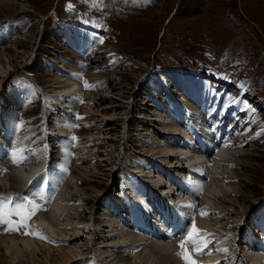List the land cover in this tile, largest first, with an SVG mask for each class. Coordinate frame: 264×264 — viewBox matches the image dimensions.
I'll list each match as a JSON object with an SVG mask.
<instances>
[{"label":"rangeland","instance_id":"1","mask_svg":"<svg viewBox=\"0 0 264 264\" xmlns=\"http://www.w3.org/2000/svg\"><path fill=\"white\" fill-rule=\"evenodd\" d=\"M14 1L24 3L28 9L0 8V64L6 70L5 75H0V112H5L10 123L16 124L19 130L25 128L33 131L30 142L35 145L29 147L32 148L29 149L31 152L39 148L46 152L47 146L53 158L62 157L56 164L48 163L45 166L57 165L61 169L67 166L66 171L69 173L58 187L37 192L38 201L30 197V189L34 186L29 184L19 190L16 186H13L12 191L4 188L0 198L12 199L0 200V216L6 212L8 221L0 223V239L8 238L23 245L32 236L58 263L62 260L61 247H72L74 253L79 247H88L90 251L87 249L86 254L81 256L84 259H78L74 264H108L109 260L104 259L106 254L101 251L104 245L99 240V236L110 235V228L104 226H120V230L124 231V225H129L133 233L140 232V236L144 240L147 238L145 241L151 246L157 245L155 240L163 237L153 223L141 217L140 213L138 215L131 202L137 198L141 200L140 197L144 199L143 192L147 187H153L152 194L158 197L169 190V180L173 185L171 195L181 196V180L193 183L197 192L196 210L189 214V217L193 216L190 230L193 224L197 230H200L197 224L208 225L215 231L228 229L227 241L222 240L225 246L220 248L214 245L211 254L218 252V248L223 251L228 248L227 254L218 253L220 256L229 255L225 264H239L240 259L242 263L250 264L247 260L252 253H248L246 238L251 231L256 234V248L264 252V246L260 247L256 243V240L262 243L264 238V129L253 138L254 141L251 135L246 140L245 148L251 155L245 158L248 157L251 164L237 166L236 175L224 182L223 173L221 170L217 172L214 166L218 151L204 158V172L189 166L188 171L185 170L189 154L202 153L197 147L201 144L203 132H194L196 125L187 122L189 113L186 114L180 107L188 108L190 113L195 112L193 109L204 111L206 99L195 85L205 80L213 96L216 95V109L220 114L225 109L233 115V119L235 112L232 110L240 112L239 103L242 100L252 106L264 123V0ZM92 35L99 39L101 47L112 48L117 55L106 58L101 49L100 55L87 62L84 52L89 48L87 37ZM166 52L172 56L164 57ZM95 59L99 61L98 65L103 63L105 68L93 74L100 77L91 81L93 76L88 64H92ZM57 78L64 82L63 85L76 79L78 89L75 90V97L66 98L65 92H62L64 88H56L63 86L57 83ZM56 90L65 101L71 100V114L66 115L48 101L47 97L56 94ZM169 93H180L184 98L172 97ZM174 100L177 102L175 105ZM58 111H61L59 115ZM157 114L163 116L160 124L154 121ZM174 118L176 122H173ZM233 121L238 125L235 119ZM66 123L71 125L68 127ZM202 125H206L205 128L209 126L208 130L213 132L211 122H203ZM174 126L181 127L184 133L189 132L192 138L184 143L182 135L175 132ZM60 128L66 131L62 137H59ZM248 131L242 132V135ZM238 134L241 138L240 131ZM210 140L216 141L212 137ZM187 142L197 144L194 145L196 148L190 147ZM237 143L233 141L228 149L231 152L240 150L236 147ZM257 143L260 144L259 148L256 147ZM169 146L173 147L174 152L168 151ZM77 166L78 173L82 175L79 181L72 177L76 169L73 167ZM7 167L12 174V167L9 164ZM190 168L195 170L196 176L189 172ZM149 171H152L151 175ZM48 172L46 168L39 175L38 182H42ZM238 172H247V176L242 178ZM159 180L161 184H158ZM69 182L72 184L73 196H80L89 202L77 204L81 207L82 215L93 220V224L89 225L90 231L79 236L75 232L72 236L71 233V241L52 233L47 234L45 229L37 230L34 222L37 219V207H54V201L59 198L57 192L61 189L60 195ZM162 185H166V188H160ZM238 185H244L242 193L237 191ZM47 193L55 199L50 206L41 203L45 201L44 195ZM23 198L31 203H25L17 209ZM244 198L249 201H244ZM208 199L211 200L212 208L210 211H200L208 214L205 223L199 209ZM146 200L151 202L148 198ZM248 204L249 209L243 214ZM230 205L236 210L233 211ZM33 208H37L36 212L32 211ZM48 208L41 209L50 211ZM113 211L120 215L114 213L117 214L115 221L110 217L108 220L105 212L109 214ZM158 213L155 207L152 215L157 217L156 220L159 218ZM66 215L62 217V225L69 224L73 218L71 215L70 219H66ZM121 217L124 218L123 223ZM99 219H106L109 223L101 222L97 226ZM72 226L67 228H76L75 224ZM36 230L38 235L34 234ZM25 232L31 234L25 235ZM152 232L153 235L158 233L159 237H154ZM182 232L169 237L171 244L177 246L178 264H185L180 255V245L187 241L188 231ZM58 240L69 244H57ZM192 246V243H187L185 251L191 259L196 260L199 257L191 253ZM233 248L238 253V262L231 261L229 249ZM40 256L38 262L41 263L44 259ZM89 257H93V260ZM147 258L141 257L137 264H145ZM22 262L32 264L28 256ZM155 263L153 260L150 262ZM7 264H12V261Z\"/></svg>","mask_w":264,"mask_h":264},{"label":"bare ground","instance_id":"2","mask_svg":"<svg viewBox=\"0 0 264 264\" xmlns=\"http://www.w3.org/2000/svg\"><path fill=\"white\" fill-rule=\"evenodd\" d=\"M1 7H5V8H7V7H10V8L16 7L17 8L18 7L22 11L28 9L27 5H25L24 3L20 2V1H14V0H0V8ZM87 44L89 45V48L87 51L84 52L87 62H91L93 57L95 58L96 55L97 56L100 55L99 53H102L101 49L104 50L103 54L106 55V58H113V56L117 55V53L114 51V49H112V48L108 49L106 47H101L102 43H100L99 39L94 37L93 35H92V37H87ZM81 62H83V60ZM98 62L99 61L95 59V61H93L92 64H88L91 67L87 66L89 69V72L93 76L90 78L91 81H93V79L96 80L100 77V76L98 77V76L93 75V74H98V72L100 70H103L105 68V65L103 63L101 65H98ZM79 63H80V61H79ZM79 63H78V65H79ZM82 66H84V65H82ZM82 66H81V68H82ZM71 71H72V69H71ZM5 73H6L5 68L0 64V75H5ZM61 81H59L57 78V83H62V85H63L64 82H61ZM195 86H196V88H198L199 91H201L200 95L202 93L201 96H203L206 99V101H205L206 107L204 108V111L203 110L201 111L199 109H193V110H195V112L190 113L191 110H189L188 108H185L183 106H180V107H182V111H185L186 114L189 113L188 116L186 115L187 116L186 117L187 122H189V123L193 122L196 125L194 132L195 133L197 131H199L200 133L203 132L202 139L200 141L201 144L198 145V147H197L199 149V151H201L202 153L194 152V153L189 154L190 157L188 159L186 158L187 161H185V162H188L187 166L194 168L195 170L201 169V171L204 172V167H205L203 164V162L205 161L204 158H206L208 156V154H212L213 152L218 151L219 154L217 155V160L215 161L214 166L216 167L215 170L217 172L221 170V173H223L222 176L224 175V177H225L222 180H224V182H225V180H227L228 178H233L236 175L235 169L237 168V166L243 165V163H245V165H247V166L251 164V162H249V160L247 159L248 157L245 158V156L251 155V153L247 152L248 149L245 148L246 140L250 135H251L252 139L255 138V136H257V135H260L262 130L264 129V127H262L264 125V123L262 122L263 121L262 119H259L257 112L253 110L252 106H250V105L246 104L244 101L240 100L241 101L239 103L240 112L238 110H232V112H235L233 119H235L238 122V125H237L232 119L233 115H230L225 109H224L222 114H220L218 112V110L216 109V104H217L218 100L216 98H214V97H216V95L214 94V96H213V93L211 92V90H210L209 86L207 85V83L205 82V80L204 81L202 80L199 83H196ZM56 88H64V89H62V92H65V94L67 96L66 98H72L73 96L75 97V93H76L75 90L78 89L77 85H76V79L74 81H72L70 84H67V85L64 84L63 86L56 87ZM57 92L58 91L56 90V94L48 96L47 97L48 101L54 103V105L56 107H58L60 110H63V113H66V115L68 113L71 114V112H72L71 109L73 108V104L71 103V100L65 101V99L62 97V94L57 93ZM169 94H171L172 97L184 98L180 93H177V94L169 93ZM238 102L239 101H237V103L235 102L236 105L238 104ZM176 103H177L176 100H174L173 105H175ZM236 105H234V106H236ZM177 108H179V106ZM196 111H198V112H196ZM60 112L59 111L57 112L58 115ZM177 116H179V115H177ZM155 117L156 118L154 119V121L160 124V121L162 120L161 117L163 118V116L161 115V117H160V115L157 114V115H155ZM240 120H242V122H240ZM173 122H176L175 118L173 119ZM203 122H211V124L214 127V130L212 133H210V131L208 130L209 126L207 128H205L206 125L205 126L202 125ZM66 124H68V123H66ZM70 125H71V123L68 124L67 126L69 127ZM12 128H13L12 123H10V121L7 117V114L5 112L1 111L0 112V157H2L6 153L11 154V155L15 156V158L19 162H21V164L19 166L20 167L19 174H16V173L11 174L10 172H8L7 174H4V168L0 164V194H1V192L5 191L4 188L7 189L6 191H12L13 186L19 187L18 190L21 188H24V186H26L25 184H33L37 187H40V182H34L33 183V181H32V178L36 177L37 173L39 172L37 166L40 164V162H42L43 164H48V163H55L56 164L58 162V160H61V158H62V157L59 158V156L53 158V155L51 154L52 151L49 150V147H47V146H45L47 149L46 152H42V150L40 148H39V150L36 149V150H33L31 152L29 149H32V148H29V147L33 146V144L29 143V141L32 138L33 131L31 129H25V128H23L21 130V128H20V130L17 132V134H15L14 130H12ZM173 128H175L176 133L180 134V136L182 135L184 143L187 140H190L192 138V136L190 137L188 135L189 132L184 133L185 131H182L181 127L174 126ZM247 130H250V131H248L242 135V132L247 131ZM239 131L241 132V135H242L241 138L239 137L240 134H238ZM59 133L61 135L59 137H62L63 134L66 133V131H65V129L60 128ZM210 137H212L217 142L216 141L212 142V140H210ZM255 140H257V139H255ZM233 141L238 142L236 144V147L240 148V150H236V151L231 152L228 149V146ZM253 141H254V139H253ZM187 144L192 148L195 147L194 145H197V144L192 143V142H187ZM259 145L260 144L257 143L256 147L259 148ZM40 147L42 148L41 145H40ZM168 151L174 152L173 147L169 146ZM32 160H34V161L31 162ZM77 162H78V160L76 161V164H77ZM71 165H73V164H71ZM48 166L51 168H54V169L59 168V166H57V165H55V166L48 165ZM73 168H76V169H75L72 177L76 181L82 180V175H80L78 173V169H77L78 166L73 167ZM191 168L189 169V172L193 173L196 176L197 174L194 172L195 170L192 171L193 169L191 170ZM143 172H146V170H144ZM149 172L151 175L152 171H149ZM246 174H247V172H243V174L239 173V175H241L242 178L247 176ZM195 176H193V177H195ZM53 177H54V175H53ZM154 178L155 177H153V179ZM22 180H23L24 184H22ZM151 182H153V181H151ZM161 182L162 181L159 180L158 184H161ZM169 182H171V185L169 186V190H165L166 192L160 193V195H158V197H155V195L152 194L154 192L152 189L153 187L151 189H149V187H147L146 190H144L143 194H145L146 198L150 199L152 203L147 201L145 196H144V199L142 197H140L141 200H139L137 198V200H133L131 202L132 204L135 205V209H136L138 215L140 213L141 217H143L147 221L153 223V225H155V227L159 230L160 235L163 238H159L160 240L154 239L155 244H157L156 242H158V244L151 246V244L146 242L147 238H145V240H146L145 241L144 237L140 236V234H139L140 232L139 233L138 232L133 233V230H131L129 225H124L125 230L122 231V230H120V226L119 227L113 226V228H112V226L109 227L106 224L104 227L110 228V231H111L110 235L109 236H99V240H101L102 241L101 243L104 245L102 247L103 250H101V251H103L104 255L106 254V256H104L106 258H104V259L109 260L108 264H137V260H141V257H144V256H148V258H147L148 261H146L145 264H150V262H152V260L154 262L156 261L155 264H178L177 263V262H179L177 259L178 256L176 255L177 246H176V244H171V240H169V237L172 236V233H173V235L176 234V230L180 231V232H182L183 230H185V232L188 231V233L191 232L189 226L191 224L190 222L192 221L193 216L191 215V217H189V214L190 213L193 214V212H195L197 200L194 198L195 196L193 195V193L195 191L193 183H191V182L187 183V182L179 180V182L182 184L181 185V192H182L181 196L182 197L179 194L175 197V196L171 195V193L173 192L172 181L169 180ZM154 183H157V182H154ZM227 184H225V185H227ZM228 185H230V184H228ZM238 186H239V189L237 191L239 193H242L244 190V185L243 186L238 185ZM162 187L166 188V185H162L160 188H162ZM127 190L130 191L131 189L127 188ZM125 191H126V189H125ZM142 191L143 190H141L140 193H142ZM216 191H218V188L216 189ZM101 197L102 196H100V198ZM230 199H233V198H230ZM208 200L206 203H203L202 205H200L199 212L203 211V210H204V212L207 210L210 211V208H212L211 207V200L210 199H208ZM244 201H249V199L244 198ZM56 202H57V204H56ZM81 202H83L85 204L89 203V202H86L85 200H82L80 198V196H79V198H77L75 195L73 196L72 184H71V182H69L68 185L66 186V188L63 190V192L59 195L58 200L54 201V203H55L54 207H52L51 209L48 208V210H50V211H45L44 209H41L42 206L37 207L38 208V210H37L38 213L36 212L37 219H36V221H34L35 224L37 225V230L42 231L45 229L47 234L52 233L53 235L55 234L58 238L64 237V238H69V239H70L71 233H72V236H74L75 233L78 234V236H79V234L80 235L86 234L88 231H90L89 225L93 224V220H92V217L89 218V217H84L82 215V213L80 211V209H81L80 205L77 206V204L78 203L81 204ZM153 202H156L157 205H159V207L158 206H156V207H158L159 209L162 210V218H164L165 221H162L159 219L156 220L157 217L154 218V216L152 215V211H154L153 210ZM230 207L232 208L233 211L236 210L233 205H230ZM240 208H242V207H240ZM247 209H249V204L244 207L243 214L245 212H247ZM66 212H67V214L69 212V214L66 215ZM114 213H117L118 215H120L119 212L113 211L112 213L109 212V214H111V215H109L108 212H105V216L108 217L107 218L108 220L110 218L111 219L114 218V221H115L117 214H114ZM200 213H203V212H200ZM64 215H66V219H70L69 216H71V215L73 216V218L71 220H69L70 223L67 225H62V222H63L62 217ZM205 216H202L203 220L206 218ZM18 218H19V215H18ZM123 219L124 218L121 217L122 223L124 222ZM105 220L101 221L99 219L97 221V222H99V223H97V226H100L101 222L102 223L103 222L109 223V221H105ZM208 220L213 221V219H210V218H208ZM205 223H206V221H205ZM72 224H75L76 228L75 229H68L67 227H69V225L72 226ZM95 225H96V222L94 221V226ZM197 226L198 227L200 226V228H199L200 230H198L197 234L194 236L195 239H198V241H200V239H202V241H203V239L205 238V240L208 243V247L205 250L203 248L202 243H201L199 249L194 245L192 246L191 253L194 254L196 258H198V257L200 258L202 256H205V257L201 258V260L199 258H198L199 260L196 259V262L199 261V264H225V259L229 255L220 256V254H218V253L224 252L220 248L223 245L225 246L224 242L227 241L228 229L222 228V229H218L219 231L218 230L215 231V230H213L212 227H209L208 225H207L208 227L206 225L201 226L198 224H197ZM37 230L34 233L35 235L39 234V232ZM250 230H252V229H250ZM108 231L109 230H107L106 232H108ZM171 231H172V233H171ZM240 231H242V230H240ZM185 232H182V233H185ZM157 234L153 235V232H152V235L154 237L157 236ZM205 234H207V235H205ZM247 234H248L247 238L251 243L248 247V250H249L248 253H252V254H249V256H248L249 260H247V261L250 264H264V252L257 249L256 244L254 243V240L256 238V236H255L256 234L252 233V231L250 233H247ZM158 237L159 236H157L156 238H158ZM148 238H150V237H148ZM71 240L72 239H70V241ZM222 240H224V242ZM76 241H77V239H76ZM262 241H263L262 243H259L260 247L264 246V238L262 239ZM60 243L64 244V245L69 244L66 241L58 240L57 244H60ZM39 244L40 243L36 242L32 236L30 238H27L23 242V245L17 243L16 241L8 239V238L0 239V254H1L0 255V264H7L10 261H12V264H17V263L24 264V262H22V261L24 260V257H27V256H28L29 262L30 263L32 262V264H74L77 262L78 259L80 260L83 258L81 256L86 254L85 252H87L88 250L90 251V249H88V247H85V248L79 247V248H77L78 249L77 252L74 253L72 251V247L71 248L61 247L59 250L62 253V255H61L62 260L60 261L61 263H58V262L53 261L50 258L51 257L50 252L44 251L43 247L41 248V246ZM214 245H215V247L218 246L220 248L217 249L218 252L214 251L215 254H211L210 251L213 250ZM198 251H205L206 254H204L202 256L197 255ZM229 251H231L230 253H232L231 254L232 255L231 261L232 262L237 261L236 259H237L238 253H236L237 252L236 249H234V248L229 249ZM254 251H256V252H254ZM208 252L211 255H209V254L207 255ZM234 253H235V255H233ZM73 254H76V255H73ZM39 255H41L40 257H42L44 259L41 263L38 262V260H39L38 256ZM133 257L135 259H133ZM90 258H92L91 260H93V257H90ZM241 260L242 259H240V261L239 262L237 261V262L239 264H241L242 263ZM242 264H244V263H242ZM245 264H247V262Z\"/></svg>","mask_w":264,"mask_h":264},{"label":"snow or ice","instance_id":"3","mask_svg":"<svg viewBox=\"0 0 264 264\" xmlns=\"http://www.w3.org/2000/svg\"><path fill=\"white\" fill-rule=\"evenodd\" d=\"M86 87H87V85H86ZM3 199L11 200L12 198H10V197H9V198H0V200H3ZM25 203H31V202H30V201H27V198H23V200L21 201V203L18 204V205L16 206L17 209L23 207ZM32 211L35 212L36 209L33 208ZM17 215H19V211H17ZM201 215H202V216H205V215H207V214H205V213H201ZM6 216H7V213H5L4 216H0V223H6V222H8V221H6ZM22 226H23V225H22ZM12 230H13V229H9V231H12ZM197 231H198V230L196 229L195 225L193 224V226H192V231L188 233V239H187V241L182 242L181 245H180V248H181V253H180V255H181V257L184 259L185 264H197L196 260L191 259L190 255L185 251V245H186L187 243H192V244H193L194 246H196L198 249L200 248L201 243L203 244V248H204L205 250H206L207 247H208V243H207L206 240L198 241V239H193V237L197 234ZM24 234H25V235H29V234H31V233H29V232H25ZM205 235H207V234H205ZM36 238L47 239L46 237H43V236H37ZM224 252L226 253L227 250H224ZM204 254H206L205 251H198V252H197V255H201V256H202V255H204Z\"/></svg>","mask_w":264,"mask_h":264},{"label":"trees","instance_id":"4","mask_svg":"<svg viewBox=\"0 0 264 264\" xmlns=\"http://www.w3.org/2000/svg\"><path fill=\"white\" fill-rule=\"evenodd\" d=\"M169 55L172 56V54H170V53H168V52H166L165 54H163L164 57L169 56ZM177 63L179 64V61H178V60H177Z\"/></svg>","mask_w":264,"mask_h":264}]
</instances>
